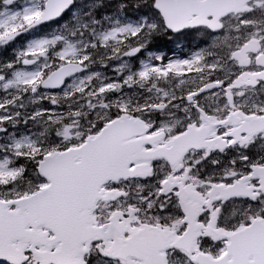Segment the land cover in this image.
<instances>
[{
  "label": "snow or ice",
  "instance_id": "obj_1",
  "mask_svg": "<svg viewBox=\"0 0 264 264\" xmlns=\"http://www.w3.org/2000/svg\"><path fill=\"white\" fill-rule=\"evenodd\" d=\"M0 264H264V0H0Z\"/></svg>",
  "mask_w": 264,
  "mask_h": 264
},
{
  "label": "rangeland",
  "instance_id": "obj_2",
  "mask_svg": "<svg viewBox=\"0 0 264 264\" xmlns=\"http://www.w3.org/2000/svg\"><path fill=\"white\" fill-rule=\"evenodd\" d=\"M84 3H85V4L88 3V0H84ZM84 11H87V9L85 8ZM68 15H69V16L71 15V10H70V12L68 13Z\"/></svg>",
  "mask_w": 264,
  "mask_h": 264
}]
</instances>
